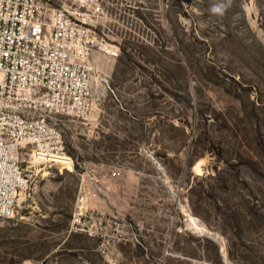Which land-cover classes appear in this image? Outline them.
Listing matches in <instances>:
<instances>
[{
  "label": "rangeland",
  "instance_id": "obj_1",
  "mask_svg": "<svg viewBox=\"0 0 264 264\" xmlns=\"http://www.w3.org/2000/svg\"><path fill=\"white\" fill-rule=\"evenodd\" d=\"M68 4L89 110L23 154L0 264H264V0Z\"/></svg>",
  "mask_w": 264,
  "mask_h": 264
},
{
  "label": "built area",
  "instance_id": "obj_2",
  "mask_svg": "<svg viewBox=\"0 0 264 264\" xmlns=\"http://www.w3.org/2000/svg\"><path fill=\"white\" fill-rule=\"evenodd\" d=\"M70 1L0 0L1 218L15 216L18 195L28 187L26 151L51 164L66 154L50 118L89 110L93 40Z\"/></svg>",
  "mask_w": 264,
  "mask_h": 264
},
{
  "label": "clouds",
  "instance_id": "obj_3",
  "mask_svg": "<svg viewBox=\"0 0 264 264\" xmlns=\"http://www.w3.org/2000/svg\"><path fill=\"white\" fill-rule=\"evenodd\" d=\"M213 11H214V12H219V11H220V7H219V6L214 7V8H213Z\"/></svg>",
  "mask_w": 264,
  "mask_h": 264
}]
</instances>
